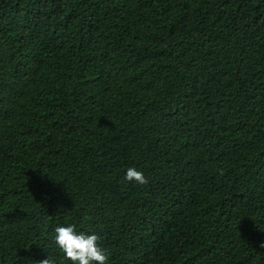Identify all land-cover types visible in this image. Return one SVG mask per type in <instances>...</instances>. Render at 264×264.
I'll return each mask as SVG.
<instances>
[{"label":"trees","instance_id":"trees-1","mask_svg":"<svg viewBox=\"0 0 264 264\" xmlns=\"http://www.w3.org/2000/svg\"><path fill=\"white\" fill-rule=\"evenodd\" d=\"M70 225L108 264H264V0H0V264H72Z\"/></svg>","mask_w":264,"mask_h":264},{"label":"clouds","instance_id":"clouds-1","mask_svg":"<svg viewBox=\"0 0 264 264\" xmlns=\"http://www.w3.org/2000/svg\"><path fill=\"white\" fill-rule=\"evenodd\" d=\"M123 179L139 185L148 184L143 172L135 168H128ZM55 233V243L64 258L70 260L72 264H108L109 254L100 246L98 234L77 232L75 225L57 227ZM261 246L264 247V244ZM40 264H55V262L48 258Z\"/></svg>","mask_w":264,"mask_h":264}]
</instances>
